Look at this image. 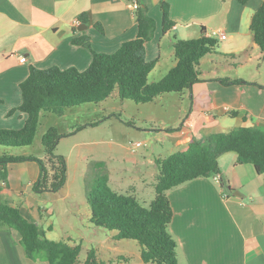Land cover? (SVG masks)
Instances as JSON below:
<instances>
[{"label":"crops","instance_id":"obj_1","mask_svg":"<svg viewBox=\"0 0 264 264\" xmlns=\"http://www.w3.org/2000/svg\"><path fill=\"white\" fill-rule=\"evenodd\" d=\"M134 1L144 6L155 22L153 35L145 44L146 60L156 61L154 70L162 62L167 64L166 73L173 67L174 40L209 37L212 31L226 36L224 40L214 38L225 43L200 61V82L189 92L171 101L164 95L153 102L178 105L186 97L189 99V107L178 118L179 127H169L174 137L171 147L176 146L179 151L193 139L240 127L264 129V90L246 81L233 86L215 81L233 79L228 72L218 69L222 64L219 60L229 67L234 66L233 62L247 61L245 58L260 61L249 24L262 0H243V4L238 0H165L169 18L174 22L166 34L161 32V0H0V128L20 129L24 125V114L8 113L21 104L19 86L30 67L74 68L80 72L88 68L91 53L73 45V38L88 40L94 52L103 54L114 53L121 44L135 39ZM82 14L86 15L84 21L79 20ZM20 57L25 58L24 63L19 62ZM205 61L212 63V69L201 70ZM232 112L236 113L234 117L230 116ZM160 121L162 133L168 127L164 120ZM235 162L233 153L219 158L220 183L213 177L198 178L166 193L172 210L168 232L177 245L178 264H264V175H258L251 165ZM21 164L13 166V181L9 175L11 165H7V171L10 170L6 182H0V196L10 206L18 207L23 217L51 240L50 217L54 209L42 205L52 202L43 195L52 194H34L31 186L38 176V166L30 161ZM142 174L146 175L145 171ZM109 181L108 175V184ZM149 187L151 193L154 185ZM40 210L47 216L41 215ZM44 220L48 222L46 229L40 227ZM19 240L14 230H0V264H47L40 255L27 258ZM71 241L68 237L70 246Z\"/></svg>","mask_w":264,"mask_h":264},{"label":"trees","instance_id":"obj_2","mask_svg":"<svg viewBox=\"0 0 264 264\" xmlns=\"http://www.w3.org/2000/svg\"><path fill=\"white\" fill-rule=\"evenodd\" d=\"M241 4L243 0H238ZM136 2V1H135ZM134 10L137 27L136 38L124 42L111 54L94 52L88 40L73 38L71 43L91 53V62L85 71L74 68L30 67L27 78L20 84L21 104L8 113L19 112L26 116L20 129L0 128V148L30 147L35 139L41 113L63 116L66 110L85 104H99L107 100L114 90L120 100L136 105L153 103L157 98L182 95L200 82V61L214 54L217 41L202 35L197 39L174 40L172 43L174 65L157 82L148 83L156 61H147L145 44L151 39L155 22L147 9L136 2ZM161 32L171 31L174 22L169 18V5L159 4ZM86 15L79 16L84 21ZM96 28L101 31L99 26ZM249 31L258 48L260 61L264 62V0L250 19ZM222 86L242 85V80L215 79ZM253 85V84H252ZM256 85L264 90V86ZM1 103V102H0ZM235 112L230 116L234 117ZM93 123L92 126H95ZM89 126V125H88ZM78 127L73 133L81 130ZM66 135L49 128L41 137L43 157L16 156L7 152L0 155V182H6L10 163L34 162L38 176L31 186L34 194H57L67 180V164L56 154L58 143ZM8 148V149H7ZM228 153L236 155L237 165H251L258 175H264V129L240 127L227 133H214L203 139H193L177 152L155 159L158 171L154 185V199L143 207L131 194H118L108 185L107 173L96 174L92 187L86 193L90 208L89 222L97 228L114 232V241L132 240L140 247V260L144 264H178L176 242L168 232L172 210L166 193L198 178L220 174L218 159ZM90 184V183H88ZM14 230L20 245L29 259L40 255L47 264H77L80 245L70 246L63 241H53L41 233L35 223L28 221L18 207H13L0 196V230ZM83 264H101L95 251L89 250ZM128 264L126 260L122 263Z\"/></svg>","mask_w":264,"mask_h":264},{"label":"rangeland","instance_id":"obj_3","mask_svg":"<svg viewBox=\"0 0 264 264\" xmlns=\"http://www.w3.org/2000/svg\"><path fill=\"white\" fill-rule=\"evenodd\" d=\"M216 41L217 47L225 43ZM166 53L165 49L164 54ZM245 59L247 61L233 62V67L219 60V64H222L217 67L223 69L222 72H228L233 79L264 86V62ZM166 69L167 64L162 62L150 73L148 83L159 81L165 75ZM208 69H212V63L203 62L201 70ZM177 95L166 96L171 101ZM188 107V97L178 105L161 101L136 105L129 100H120L117 90H114L107 100L96 105L85 104L68 109L61 117L43 113L30 147L7 148V153L19 156L29 153V156L42 158L41 137L49 128H56L62 135L74 132L78 127L84 128L60 140L56 154L62 155L66 160V185L57 194L43 195V198L52 202L42 205L49 210L54 209V215L50 217L53 230L49 233V238L68 243L67 238L70 237L73 243L71 246L80 245L77 264H83L91 249L95 251L97 261L101 264H117L124 260L128 264H144L140 260V247L135 241H114V232L94 227L89 222L90 208L86 202V193L92 187L96 174L107 173L110 180L108 185L112 191L136 195L138 202L143 207H148L155 195L154 190L149 193V186L151 183L155 185L158 176V171L154 176V169L157 170L154 161L178 151V147H171L174 137L169 127H179L181 119L178 118L183 117V111ZM160 119L168 127L162 133H159ZM93 123L96 125L92 126ZM85 125H89L88 128ZM134 143H141V146L135 147ZM3 149L6 148H0V153ZM21 163L8 164L13 171L8 170L12 181L16 177L13 166H21ZM144 171L146 175L143 176ZM39 213L44 215L42 210ZM47 224V220L41 221L40 227L46 229Z\"/></svg>","mask_w":264,"mask_h":264},{"label":"built area","instance_id":"obj_4","mask_svg":"<svg viewBox=\"0 0 264 264\" xmlns=\"http://www.w3.org/2000/svg\"><path fill=\"white\" fill-rule=\"evenodd\" d=\"M136 8H137V5H136V2L134 1L133 4H132V9L135 10ZM209 37L213 38V39L217 38L219 40H224L226 38L225 34L220 32V31H212ZM19 62L20 63H24L25 62V58L24 57H20L19 58ZM134 146L135 147H140L141 143H134ZM213 180L216 183H220V176L219 175L214 176Z\"/></svg>","mask_w":264,"mask_h":264}]
</instances>
